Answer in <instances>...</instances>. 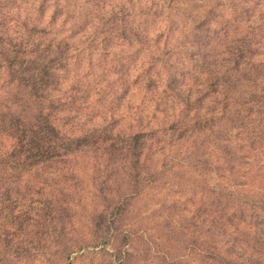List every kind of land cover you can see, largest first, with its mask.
Instances as JSON below:
<instances>
[{
	"label": "rangeland",
	"instance_id": "rangeland-1",
	"mask_svg": "<svg viewBox=\"0 0 264 264\" xmlns=\"http://www.w3.org/2000/svg\"><path fill=\"white\" fill-rule=\"evenodd\" d=\"M36 29L51 32L43 43L69 45L68 102L53 112L69 133L169 128L180 111L158 109L167 80H187V94L197 78L246 76L257 79L259 140L255 151L237 149L234 170L217 172L210 134L168 136L147 152L138 182L119 159L108 168L92 155L19 172L0 137V264H210L213 188L264 194V0H0L3 40ZM150 78L158 90L146 89Z\"/></svg>",
	"mask_w": 264,
	"mask_h": 264
},
{
	"label": "trees",
	"instance_id": "trees-1",
	"mask_svg": "<svg viewBox=\"0 0 264 264\" xmlns=\"http://www.w3.org/2000/svg\"><path fill=\"white\" fill-rule=\"evenodd\" d=\"M16 33L18 37L9 42L3 40L7 33L0 35V137L9 140L19 172L45 171L80 154L103 157L108 168L116 166L119 159L128 176L134 170L140 178L149 168L147 152L166 142L168 136L178 143L210 134L208 158L214 159L217 172L235 169L237 149L256 150L259 132L254 116L259 92L257 79L246 76L197 78L187 94L182 89L188 86L187 80L180 84L177 78L167 80L158 109L163 106L165 114L170 108L180 111L169 128L151 122L135 132L94 126L78 135L69 133L53 113L68 102L63 100L60 86L61 73L69 70L64 54L69 45L65 41L43 43L41 40L51 34L47 29ZM243 83L248 85L245 95ZM146 89L158 90V80L150 78ZM153 177L146 179L153 183ZM136 178L134 181L141 182L142 177ZM233 188H213L216 200L207 220V257L210 264H264V194L259 199L243 197L240 192L237 196Z\"/></svg>",
	"mask_w": 264,
	"mask_h": 264
}]
</instances>
